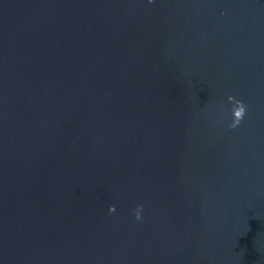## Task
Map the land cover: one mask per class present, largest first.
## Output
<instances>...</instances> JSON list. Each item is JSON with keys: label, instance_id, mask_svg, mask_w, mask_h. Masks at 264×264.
I'll list each match as a JSON object with an SVG mask.
<instances>
[{"label": "water", "instance_id": "water-1", "mask_svg": "<svg viewBox=\"0 0 264 264\" xmlns=\"http://www.w3.org/2000/svg\"><path fill=\"white\" fill-rule=\"evenodd\" d=\"M0 264H264V0H0Z\"/></svg>", "mask_w": 264, "mask_h": 264}, {"label": "clouds", "instance_id": "clouds-1", "mask_svg": "<svg viewBox=\"0 0 264 264\" xmlns=\"http://www.w3.org/2000/svg\"><path fill=\"white\" fill-rule=\"evenodd\" d=\"M148 2L151 3L152 0H148ZM228 100H229V102H231L233 104V108H232L233 121H232V124L230 125V127L235 128V127L239 126V124L241 123V121L244 119V117L246 115V105L244 104L243 101L237 100L233 96H229ZM109 212L110 213L115 212V207L110 206ZM140 212H141V209H140V207H138L136 209V212H135V218L137 220L141 219Z\"/></svg>", "mask_w": 264, "mask_h": 264}]
</instances>
